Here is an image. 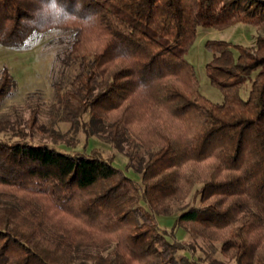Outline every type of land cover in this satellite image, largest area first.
Returning a JSON list of instances; mask_svg holds the SVG:
<instances>
[{"label": "trees", "instance_id": "obj_1", "mask_svg": "<svg viewBox=\"0 0 264 264\" xmlns=\"http://www.w3.org/2000/svg\"><path fill=\"white\" fill-rule=\"evenodd\" d=\"M237 24L257 30L254 46L206 43L214 103L187 57L199 28ZM51 30L68 35L75 69L63 120L89 116L142 179L97 148L34 143L39 112L0 121L18 139L0 140V264H196L157 222L190 196L178 225L237 264H264V0H0V46ZM16 88L4 68L0 105Z\"/></svg>", "mask_w": 264, "mask_h": 264}, {"label": "rangeland", "instance_id": "obj_2", "mask_svg": "<svg viewBox=\"0 0 264 264\" xmlns=\"http://www.w3.org/2000/svg\"><path fill=\"white\" fill-rule=\"evenodd\" d=\"M258 34V32H257ZM68 35L62 30H51L29 41L22 49L0 46V76L8 68L17 82L16 90L0 105V121L14 122L17 117L28 120L31 112H39V128L31 137L36 144H45L66 153H87L97 148L105 158H114V165L128 176L141 183V175L128 167L127 148L121 152L109 140L107 133L90 124L88 116L85 123L72 125L63 120L65 112L61 110L59 100L69 88L75 73L64 59ZM256 29L249 25H234L226 30L199 28L197 39L192 46L188 60L195 67L202 94L214 103L223 102L222 92L215 88L207 75V64L213 55L206 48L209 40H223L233 45L254 46ZM235 54L238 53L235 51ZM71 66V67H70ZM250 84L245 85L240 93L243 99L249 95ZM29 133V130H27ZM0 140L17 141L10 132H0ZM142 151V150H141ZM144 151V150H143ZM146 154V153H145ZM198 185L194 191L200 189ZM193 196L181 204H176L170 215L157 217L159 226L168 232L171 240L186 246L178 253L196 264H237L222 252V244L216 239H204L190 231L189 227L177 224L178 217L189 206L198 205ZM134 264H142L134 262Z\"/></svg>", "mask_w": 264, "mask_h": 264}, {"label": "crops", "instance_id": "obj_3", "mask_svg": "<svg viewBox=\"0 0 264 264\" xmlns=\"http://www.w3.org/2000/svg\"><path fill=\"white\" fill-rule=\"evenodd\" d=\"M238 25H240V24H238ZM256 38L258 37V34H257V30H256V36H255ZM256 41V40H255Z\"/></svg>", "mask_w": 264, "mask_h": 264}]
</instances>
